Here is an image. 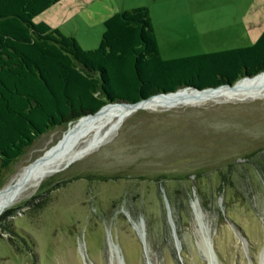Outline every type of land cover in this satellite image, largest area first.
<instances>
[{
  "label": "rangeland",
  "instance_id": "374dc122",
  "mask_svg": "<svg viewBox=\"0 0 264 264\" xmlns=\"http://www.w3.org/2000/svg\"><path fill=\"white\" fill-rule=\"evenodd\" d=\"M154 10L160 20L179 16L169 42L197 53L251 44L264 28V0H165ZM161 27L164 41L169 28ZM102 29L90 35L100 39ZM128 108L98 144L0 212V264H264V89ZM76 120L39 136L4 171L0 187ZM164 195L179 249L172 235H161L153 251L147 237L161 233Z\"/></svg>",
  "mask_w": 264,
  "mask_h": 264
},
{
  "label": "trees",
  "instance_id": "16d2710c",
  "mask_svg": "<svg viewBox=\"0 0 264 264\" xmlns=\"http://www.w3.org/2000/svg\"><path fill=\"white\" fill-rule=\"evenodd\" d=\"M58 1L0 0V179L39 136L105 103L233 84L264 71V28L248 45L163 58L149 10L138 6L108 16L99 44L84 49L35 21ZM160 232L147 237L153 251L161 235L171 240L166 209Z\"/></svg>",
  "mask_w": 264,
  "mask_h": 264
},
{
  "label": "bare ground",
  "instance_id": "6f19581e",
  "mask_svg": "<svg viewBox=\"0 0 264 264\" xmlns=\"http://www.w3.org/2000/svg\"><path fill=\"white\" fill-rule=\"evenodd\" d=\"M262 89H264V72L215 89L202 91L182 89L181 92L155 95L144 103L152 107L174 106L213 97L256 95ZM128 106L130 105L107 104L93 114L78 118L53 146L43 149L34 160L19 164L11 179L0 187V212L15 203L21 195L36 190L47 176L61 171L66 164L98 144L108 124L117 126L124 119L125 112L129 110ZM135 225L137 226V223Z\"/></svg>",
  "mask_w": 264,
  "mask_h": 264
},
{
  "label": "crops",
  "instance_id": "0c3cea01",
  "mask_svg": "<svg viewBox=\"0 0 264 264\" xmlns=\"http://www.w3.org/2000/svg\"><path fill=\"white\" fill-rule=\"evenodd\" d=\"M164 2L165 0H59L37 15L35 21H44L51 28H57L66 35L74 36L83 48L90 49L91 47H95L94 44L98 45L101 39H99L98 35L95 36V38L93 35H90L91 31L94 28L104 27L103 22L108 16L117 11L145 6L149 10V15L163 58H173L197 53L198 51L194 48L180 49L174 46L176 42H169L170 39L172 40L174 38L173 33L169 34L171 32L170 26L177 27L181 25L179 16L173 15L161 20L158 19L154 9L157 11L158 7ZM67 22L72 23L70 28L73 30L64 29V25ZM75 23L79 26L78 34L76 33ZM160 23L166 28H169V30L166 31V37H163L164 41L160 39L161 35L159 30L162 28V24Z\"/></svg>",
  "mask_w": 264,
  "mask_h": 264
},
{
  "label": "water",
  "instance_id": "95a60500",
  "mask_svg": "<svg viewBox=\"0 0 264 264\" xmlns=\"http://www.w3.org/2000/svg\"><path fill=\"white\" fill-rule=\"evenodd\" d=\"M262 72H264V71H262ZM258 73H260V72H258ZM227 85H230V84H227ZM218 87H220V86H217V87L209 86V87H205V88H197V87H192V86H185L184 89H190V90H194V91H202V90H207V89H215V88H218ZM174 92H176V91L163 92V93H159V94H168V93H174ZM147 99H149V98L140 99V100H138V101H136V102L123 101V102H121L120 104L130 105L131 107H134V106H140V105H142ZM107 104H112V103H111V102H108V103H105L104 105H107ZM104 105H102V106H104ZM102 106H101V107H102ZM101 107H100V108H101ZM100 108H99V109H100ZM99 109H98V110H99ZM98 110H97V111H98ZM82 117H83V116H82ZM164 200H165L166 216H167V221H168V223H169V225H170L171 235H172V237H173V239H174V242H175V244H176V246H177V249H179V241H178V237H177V234H176V231H175V224H174V221H173V219H172L171 209H170L169 202L167 201L165 195H164ZM195 203H197V207L195 206ZM191 207H192V209H193V211H194V214H195V217L197 218V220L201 221L202 214H201V210H200V207H199V205H198V201H197L196 198H195L194 201H191ZM125 213H126L127 216L129 217V219H132L131 216H130L126 211H125ZM140 226L142 227V222H140ZM204 230H205V232L207 233V227H206V225H205V227H204ZM204 238H205L204 240H205V243L207 244V247L209 248V250H211V243H210L209 238H208V233H207V235L204 236ZM141 240H142L143 245H144V250H145V252H146V254H147L148 247H147V245H146V241H145V238H144V233H143V231H142V233H141ZM110 246H111V247L113 246V247L115 248V244H114L112 241H110Z\"/></svg>",
  "mask_w": 264,
  "mask_h": 264
}]
</instances>
